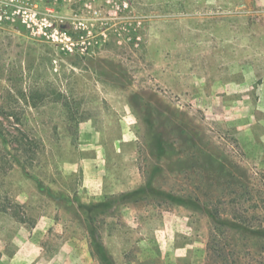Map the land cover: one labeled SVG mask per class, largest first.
<instances>
[{
  "label": "rangeland",
  "instance_id": "1",
  "mask_svg": "<svg viewBox=\"0 0 264 264\" xmlns=\"http://www.w3.org/2000/svg\"><path fill=\"white\" fill-rule=\"evenodd\" d=\"M15 2L0 0L2 120L37 155L0 169V264H100L93 232L115 264H264V233L211 232L189 202L219 192L223 149L264 199V4ZM245 214L264 227L261 206Z\"/></svg>",
  "mask_w": 264,
  "mask_h": 264
},
{
  "label": "trees",
  "instance_id": "2",
  "mask_svg": "<svg viewBox=\"0 0 264 264\" xmlns=\"http://www.w3.org/2000/svg\"><path fill=\"white\" fill-rule=\"evenodd\" d=\"M137 30H134V35ZM32 96V95H31ZM30 106H35V96L31 97ZM10 107L0 102V169L12 168L15 165L20 166L26 174H29L28 167L32 164L37 153L30 141L27 132L19 126H14V131H11L2 120L4 116L7 119H13L14 113L10 111ZM13 116V117H12ZM15 124H20L19 118ZM227 154L224 158V166L219 174V181L215 187L219 189L211 199L202 201L199 198L191 199L189 202L201 211H206L213 222L212 230H223L227 224L239 227L240 229L248 230L252 236H260L264 233L263 225H255L251 222L245 211L257 209L260 207L264 211V199L256 201V186L252 181V176L247 167L241 165L226 149H223ZM224 173V175H222ZM123 196L126 199L132 198L130 193H125ZM226 206L233 208L234 213L230 216L223 217L221 210L226 209ZM1 210L8 211L4 207ZM225 222H228L227 224ZM91 243L93 246V254L98 258L100 264H115L113 257L108 253L105 245L101 241V237L96 233H91ZM264 248V246H262Z\"/></svg>",
  "mask_w": 264,
  "mask_h": 264
},
{
  "label": "built area",
  "instance_id": "3",
  "mask_svg": "<svg viewBox=\"0 0 264 264\" xmlns=\"http://www.w3.org/2000/svg\"><path fill=\"white\" fill-rule=\"evenodd\" d=\"M16 4L15 0H4V5H14Z\"/></svg>",
  "mask_w": 264,
  "mask_h": 264
},
{
  "label": "crops",
  "instance_id": "4",
  "mask_svg": "<svg viewBox=\"0 0 264 264\" xmlns=\"http://www.w3.org/2000/svg\"><path fill=\"white\" fill-rule=\"evenodd\" d=\"M258 4H264V0H257Z\"/></svg>",
  "mask_w": 264,
  "mask_h": 264
}]
</instances>
